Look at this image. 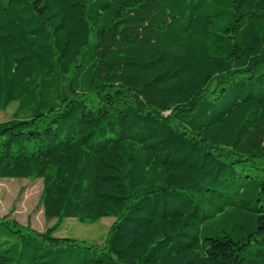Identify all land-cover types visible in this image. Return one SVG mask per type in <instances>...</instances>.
Here are the masks:
<instances>
[{"label":"trees","instance_id":"trees-1","mask_svg":"<svg viewBox=\"0 0 264 264\" xmlns=\"http://www.w3.org/2000/svg\"><path fill=\"white\" fill-rule=\"evenodd\" d=\"M13 105L0 179L115 222L97 246L0 219V264H264V0H0Z\"/></svg>","mask_w":264,"mask_h":264},{"label":"rangeland","instance_id":"rangeland-1","mask_svg":"<svg viewBox=\"0 0 264 264\" xmlns=\"http://www.w3.org/2000/svg\"><path fill=\"white\" fill-rule=\"evenodd\" d=\"M16 106L0 111V122L11 118ZM43 181L41 179H0V219L14 221L22 227H30L35 232L46 228L59 227L57 235L73 237L85 241L87 245H104L115 219L102 218L95 223H81L74 219L47 220L41 206ZM5 225H0V243L7 236ZM5 246V245H4Z\"/></svg>","mask_w":264,"mask_h":264}]
</instances>
